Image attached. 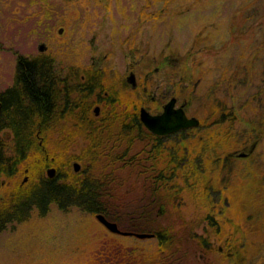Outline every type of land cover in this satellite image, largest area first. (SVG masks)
<instances>
[{"label":"rangeland","instance_id":"374dc122","mask_svg":"<svg viewBox=\"0 0 264 264\" xmlns=\"http://www.w3.org/2000/svg\"><path fill=\"white\" fill-rule=\"evenodd\" d=\"M43 43L45 52L39 50ZM45 53L55 58L57 67H76L80 73L84 68L105 70L108 84L118 83L130 71L142 85L148 77L157 100L176 96L189 115L201 119L200 129L188 134L183 148H193L199 156V145L208 141L210 151L204 158L211 157L213 165L204 171L206 180L195 184L207 192L173 191L171 200L155 212L161 226L171 224L179 232L180 253L165 264H264V125L257 124L264 118V0H0V93L14 82L18 55ZM243 65L246 73L238 71ZM224 71L230 79L228 101L239 117L226 141V125L217 130L204 122L213 106L210 88ZM258 92L263 95L252 103L260 116L251 123L253 113L247 111L253 105L244 103ZM129 93L124 88L119 97L129 102ZM217 131L222 136L217 151L232 159L231 181L218 191L213 144ZM2 136L7 140L12 134L6 130ZM254 142L256 147L248 151ZM83 144L78 141L72 150ZM243 151L249 155L239 156ZM165 159H158V167ZM138 170L127 168L118 175L124 182H118L117 191L131 206L133 199L141 198L142 185H149L138 178ZM28 172L18 175L22 184L29 181L22 182ZM209 212L223 221L220 240L205 220ZM193 231L211 237L210 248L201 247L200 239L191 237ZM159 254L155 237L113 233L97 214L77 207L66 212L55 204L46 216L33 210L27 220L10 222L0 233V264H107L111 257V264H148L160 261Z\"/></svg>","mask_w":264,"mask_h":264},{"label":"trees","instance_id":"16d2710c","mask_svg":"<svg viewBox=\"0 0 264 264\" xmlns=\"http://www.w3.org/2000/svg\"><path fill=\"white\" fill-rule=\"evenodd\" d=\"M250 10L255 13V5L251 6ZM55 61V58L49 54L19 55L13 85L0 93V233L10 222L27 220L33 210L39 211L41 216H46L53 204L66 212L77 207L83 212L104 214L108 219L117 222L122 230L154 233L159 241L160 261L159 258H155L151 259L148 264H165L168 261H173L176 254L180 253L177 245L179 232L171 224L161 226L155 218V212L157 213L161 203L171 200L173 191L187 188L193 193L199 190L202 192L201 195L206 194L207 191L204 192L203 187L198 188L197 186L206 180L205 169L213 165L211 157L204 158L206 152L210 151L208 141L204 140L202 145H199L197 149L199 156H195L193 148L187 146L180 152L169 149L165 155L166 159L162 160L163 167L154 169L152 174V170H149L147 164L150 152H147L144 147L138 154L140 156L135 158L136 163L132 169L138 168L136 175L139 177H137L143 184H149L148 187L142 185L139 189L141 193L139 199H146L147 202L140 204L142 201L136 198L133 199L132 206L128 202L126 204V197L117 191L118 182L123 179L118 175L123 174L122 172L125 170L118 173V167L114 164L122 157H117L118 155L114 152L112 154L111 151V154L106 155L103 159L105 165L101 170L98 166V156L102 152L104 142L98 138L95 130L87 132L93 138L90 141L89 157H84V147L82 146L78 151L72 150L80 141L77 135L80 136L84 133V118H91L93 99L97 94H103L108 87L100 82L95 83V81H88L84 84V81L79 77L80 71L76 67L71 69L73 71L72 82L62 84L61 78L55 72L57 68ZM238 71L246 73L244 65ZM208 73L207 71L204 75L209 77ZM228 81H230L229 76L224 71L222 78L211 86L209 97L213 106L204 119L207 128L216 127L218 130L226 125L222 134L225 141L227 137H230V132L232 136L233 130L239 123V117L228 101L230 97ZM262 95L263 92H258L248 96L247 103L244 104L246 107L252 106V102L257 99L259 101ZM113 96L110 94V97L113 98ZM110 102L124 101L119 97L111 99ZM127 112L126 108L115 109L111 118L120 121L124 118L134 117ZM247 112L253 113L248 119L251 123L255 122L254 118L260 116L255 105ZM85 123L89 130L94 126L89 121ZM257 124L264 125V118ZM113 127L118 128V125L114 124ZM6 130L12 134V137L7 140L2 136V132ZM191 132L193 131L184 134L186 138L184 142L190 139L191 136L187 137V134ZM54 133H59L58 138L54 137ZM220 133L221 131H217L213 134L215 137L213 144L216 147L215 158L218 162V167L214 169L217 172L214 175L217 178L216 181H219V186L215 188L216 191L230 183L229 175L232 173L230 169L232 159L227 154L221 156L217 151L219 147L216 141L222 138ZM121 134L123 131L109 133L110 136L117 135V137ZM145 135L146 132L143 129H137V138L144 139ZM213 136L209 137L210 140ZM122 139L116 143L122 144ZM107 146L108 144L105 148L106 151H108ZM245 147L243 149H246ZM161 149L159 148L158 152H153L151 157L155 160L162 159L164 156H160V152H163L160 151ZM75 161L82 163L81 170H73ZM112 164L115 167L110 168L109 166ZM50 165L58 167L57 174L53 177L47 176L45 173L46 168ZM153 165L158 166L156 162ZM24 168H28L30 179L22 184L18 175L26 172ZM123 182L120 181L119 185ZM138 202L140 205L137 204ZM149 208H152L154 219L135 221V226L133 215L147 213ZM210 213L205 217V220L214 229L216 238L220 240L225 235L223 221ZM230 236L231 234L228 236L229 239H231ZM191 237L200 239L198 242L201 247L210 248L208 243L211 237L199 235L196 231L192 232ZM232 238L238 239L236 234ZM230 244H232L231 241ZM110 259L112 257L106 261L107 264L113 263L110 262ZM102 261L104 262V260ZM95 262L97 264L98 261Z\"/></svg>","mask_w":264,"mask_h":264},{"label":"flooded vegetation","instance_id":"af4514ba","mask_svg":"<svg viewBox=\"0 0 264 264\" xmlns=\"http://www.w3.org/2000/svg\"><path fill=\"white\" fill-rule=\"evenodd\" d=\"M47 49L48 48L46 47V45L44 43L39 46V50L41 52H45V51H47ZM93 61H94V63H97L98 65H101L103 62L102 59H98L96 57H93ZM55 72L61 78L62 84H64V83L70 84L72 82L71 76H72L73 71L71 70V67L69 69H67L65 67H63V68L57 67ZM132 73L134 74V82L133 83L130 82V80H129V76H131ZM106 75H107V73L105 70L99 69L98 67H94L91 70L84 68V72L80 73V76H79L80 79L82 81H84V84L86 82L88 83V81H95V83L100 82V83H103L104 86L108 87L106 90H104L103 94H97L95 96V98L93 99V103H92L91 111H90L91 118L90 119L84 118V133L80 136L77 135V138H79V140L84 142V144L82 145V147H84V157H87L89 155L88 154L89 153V147L91 145L90 141H92V139H93L89 133L91 132V130H95V132H97V134H98V138L104 142L102 152L99 153V156H98L99 157L98 158L99 159L98 166L101 170H102L103 166L105 165V163H103V159L106 157V155L108 156L109 154H111V151H112V154H113V152L115 154H117L118 155L117 157H122V159L120 161H117L114 163L115 166L117 165V167H118L117 172H121L127 168H129L131 170L136 163L135 158L140 156L138 154L141 152V150L144 147L146 148L147 152H150L149 153V159L147 160V164L149 165V170L151 171L153 169L162 168L163 166L158 167V166L153 165L154 162H156L158 164V160L153 159L151 157V154L153 152H156L159 148H162L160 151H163V152H160V156L163 157L164 152L166 150L168 151L169 149H171V151L175 152V147L182 149L183 144L185 143L184 141L186 139L184 134L186 132L188 133V132L193 131L195 129H199L198 127L201 126V122H202L201 119L198 117L200 119V124L198 126L189 127V128H182L180 130L170 132L167 134H156V133L152 132L148 127H146L145 124L143 123V121L141 120V110L143 108H145L147 111H149L153 115H158L164 111L165 105H167L168 102L172 98H175L176 99L175 108H181L182 107L189 117H191L193 115H189L187 113L185 107H183V105L178 104L179 99L176 96H171L170 99L167 101L157 100L156 93H154V92L152 93V91L149 90L148 83L150 81L149 80L150 78H148V77L145 78L144 83L142 85V83H140V81L138 79V76L133 71H130V73L127 76L119 79L118 83L108 84L107 83L108 78ZM94 79H96V80H94ZM124 88H129V90L131 92V93H129L131 95L129 97L130 101L129 102H115V103L110 102V100L113 98H115V99L119 98L118 96L122 92V90H124ZM112 89H114V90H112ZM110 94L114 95L113 98L110 97ZM148 97L150 98V101H148ZM150 102L157 104V108H155L154 106H151ZM120 105H123L124 106L123 108L124 109L126 108L128 110L127 113L134 115V117L124 118L120 121L119 120L117 121L116 119H112L111 117L114 114L115 109L116 110H118L119 108L121 109ZM106 115H107V117H106ZM88 121H89V123L94 124V126L91 127L90 130L87 127V123H85ZM114 124L118 125V128H114L113 127ZM138 128H140V130L143 129L146 132L144 139L137 138V129ZM112 131H114L116 133H118L119 131L120 132L123 131V134L119 135V137L123 138L121 141L122 144L118 145L116 143L117 141L121 140V138L119 139V137H117V135H115V136H110V135H114V134L109 135V133ZM87 132H89V133H87ZM97 134L94 133L95 136H97ZM58 136H59V133H54V137L58 138ZM61 136L62 135H60V137ZM60 137H59V139H60ZM64 137H66V136H64ZM104 137H106V138H104ZM187 137H188V134H187ZM137 143L141 144V148H139V149L136 148ZM107 144H108V146H107L108 151L105 150ZM116 145H118V146H116ZM165 154H167V153H165ZM145 156H147V155L145 154ZM159 160H161V159H159ZM75 162H79V161H75ZM79 163L81 165L79 170H81L83 165L81 162H79ZM86 164H88V163H86ZM87 166H89V164ZM115 166H113V164H112L109 167L112 168ZM50 168H55V174H54V176H55L57 174L58 167L53 166V165L48 166L46 168L47 169V172H46L47 176H49L48 170ZM28 171H29L28 168H26V173ZM28 178H29V176H28V174H26V176L22 182H25L26 180H28ZM162 204H164V203H161V205ZM148 212H150L149 215H148ZM152 213H153L152 208H149L147 213L139 214L137 216L133 215L134 216V225H135V221L141 222V221L153 220L154 215ZM133 228H135V227H133ZM132 232H139V231H132ZM133 236H135V235H133ZM154 237L156 238V236H154Z\"/></svg>","mask_w":264,"mask_h":264},{"label":"water","instance_id":"95a60500","mask_svg":"<svg viewBox=\"0 0 264 264\" xmlns=\"http://www.w3.org/2000/svg\"><path fill=\"white\" fill-rule=\"evenodd\" d=\"M130 82H134V74L129 76ZM176 99L172 98L167 105L164 107V111L161 114L153 115L145 108L141 110V120L152 132L156 134H167L180 130L182 128L195 127L200 124V119L196 116L189 117L185 110L181 108H175ZM254 142L252 146L248 148V151L252 152L256 147ZM239 156H247L248 152L243 151L238 154ZM75 170L78 171L81 167L79 162L74 163ZM55 168H50L48 170L49 176H54ZM97 218L99 221L113 233H119L122 235H135L138 238H151L154 237V233L150 232H132L127 230H122L119 224L115 221L108 219L104 214L98 213Z\"/></svg>","mask_w":264,"mask_h":264}]
</instances>
